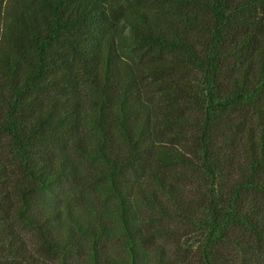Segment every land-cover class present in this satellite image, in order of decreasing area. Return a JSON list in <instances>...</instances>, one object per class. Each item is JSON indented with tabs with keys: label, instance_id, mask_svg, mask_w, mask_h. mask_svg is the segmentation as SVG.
Listing matches in <instances>:
<instances>
[{
	"label": "trees",
	"instance_id": "1",
	"mask_svg": "<svg viewBox=\"0 0 264 264\" xmlns=\"http://www.w3.org/2000/svg\"><path fill=\"white\" fill-rule=\"evenodd\" d=\"M0 264H264V0H0Z\"/></svg>",
	"mask_w": 264,
	"mask_h": 264
}]
</instances>
